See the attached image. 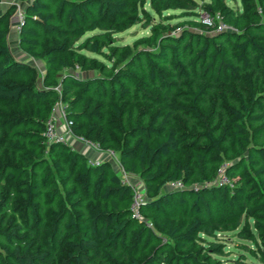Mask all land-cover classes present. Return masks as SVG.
<instances>
[{
	"label": "trees",
	"instance_id": "1",
	"mask_svg": "<svg viewBox=\"0 0 264 264\" xmlns=\"http://www.w3.org/2000/svg\"><path fill=\"white\" fill-rule=\"evenodd\" d=\"M169 1L28 2L19 47L43 75L11 51L17 8L0 15V264H224L223 244L202 237L218 234L254 254L252 243L264 261V0L242 9L183 0L236 32L170 38L131 56L114 47L124 31L152 25L148 4L161 12ZM107 55L123 66L93 57ZM58 103L75 136L118 153L143 184L142 219L133 186L108 161L46 143Z\"/></svg>",
	"mask_w": 264,
	"mask_h": 264
},
{
	"label": "rangeland",
	"instance_id": "2",
	"mask_svg": "<svg viewBox=\"0 0 264 264\" xmlns=\"http://www.w3.org/2000/svg\"><path fill=\"white\" fill-rule=\"evenodd\" d=\"M19 3L22 8H25L29 0H11V3L9 7H15L13 5L14 3ZM202 5L203 3H200ZM0 5H2V2L0 0ZM228 5L230 7L236 8L239 6L242 9L241 0L236 1H228ZM164 10L161 12H158L151 8L150 4H148L145 9L146 13L150 16V22L152 25L150 27H144V22L142 24H139L137 26H134L123 33L119 34L117 36V42L114 44V47L117 49V47H129L130 52H128L129 56L132 54H135L137 51L144 50L146 52H155L158 51L159 45L165 42L166 40L170 38H182L183 36L187 35H193L196 38V42H200L201 39L205 41H209L211 39H214L218 36L223 35H230L231 33H235L236 31L225 29L222 30L219 29L221 26V21L219 18H216L215 14L208 13L206 11H203L202 9L198 10H191L188 9L187 5L184 3L183 0H170L168 4H165ZM9 8V9H10ZM8 9V10H9ZM7 10V11H8ZM6 11V12H7ZM199 21L200 26L199 27H192L187 24H185L186 21ZM206 20L210 21L209 23H206ZM14 24L16 25L14 27ZM17 16L15 15V18L11 20L10 24V36H9V44L11 46V51L16 59L24 60V58H27L20 47L17 45L18 37H17ZM153 25L159 26L162 25V28H160L158 31H153ZM243 32V31H242ZM249 37L253 35L249 33ZM143 38H151L153 41L157 44L155 47H147L145 43H142ZM110 55V53H107ZM109 55L106 57L102 56H93L100 61L104 62L107 66H111L114 71H116L119 67L123 66L121 65V62H114L112 63L109 61L108 58ZM128 56V58H130ZM132 59V58H131ZM130 59V60H131ZM29 61V60H28ZM27 61V62H28ZM35 68H37L38 72L43 75L44 74V65L42 62L34 61L33 63ZM163 70H165L163 68ZM164 72V71H163ZM68 73V71H67ZM71 74L81 77H100L101 74L98 71H86L81 72L79 70L77 71H71ZM61 78V76H60ZM39 85L41 86V80L39 81ZM60 90V88H58ZM55 118L57 119L58 127L63 132H67V118L64 110V106L61 103H58L56 105L55 109ZM67 145L71 148L75 149L76 151H79L83 153L91 162L95 161H108L111 166L115 169V171L121 175V177L124 179V172L122 170L120 160H119V154L115 153L111 150H103L100 148L97 149L94 145H91L86 140L81 139L77 136H75L72 132L68 135V141ZM224 176L221 175L219 178V182L223 183ZM126 180V179H124ZM128 181L132 183L135 186H138L141 184L140 180L137 177L128 176ZM253 226V223L251 224ZM203 238H205L208 242H219L222 243L225 249V254L223 257H220L224 264H264V261L262 259L263 253L260 250H257L256 247L252 243H247L248 246H251V248L255 249V253L251 254L246 252L241 246V242L233 237H227L223 236L221 234H218L216 237H207L205 235H202ZM205 244L201 243V246H204ZM205 255V254H204ZM238 260V262H237Z\"/></svg>",
	"mask_w": 264,
	"mask_h": 264
},
{
	"label": "built area",
	"instance_id": "3",
	"mask_svg": "<svg viewBox=\"0 0 264 264\" xmlns=\"http://www.w3.org/2000/svg\"><path fill=\"white\" fill-rule=\"evenodd\" d=\"M13 5H15V7L17 8V12H16L17 23H18L17 30L19 31L20 26H21L22 22L24 21L25 13H24V9L20 6L19 3L16 2ZM216 18H219L221 23H222L219 29L222 30L223 28H225V29L233 30L232 28L228 27L227 25H225L223 23L222 18L219 14L216 16ZM207 22L209 23L210 21L206 20V23ZM54 112H55V110H54ZM54 115H55V113H54ZM71 132H72L71 131V123H69L67 121V132L63 133L58 127L57 119L55 118V116H53V118L47 124L46 132H45L46 143L48 145H50L51 143L67 144L68 135L71 134ZM90 144L94 145L97 149L100 150V148L97 145L92 144V143H90ZM99 162H100V160L95 161V162L90 161L91 164H98ZM220 173L223 174V170H221ZM124 177H125L124 179H126L125 181L128 182L129 184H131L134 188V202L132 205L133 217L136 219H142V215L140 213V208H141L143 201L145 200L144 186L141 183L139 185V188H138V186H135L128 181V175H126L125 173H124ZM222 181H223V183H225V182L228 183V181L225 177L223 178ZM171 187L172 188H182L183 185L181 182H177V183H172ZM149 226L151 227L152 225H149Z\"/></svg>",
	"mask_w": 264,
	"mask_h": 264
},
{
	"label": "crops",
	"instance_id": "4",
	"mask_svg": "<svg viewBox=\"0 0 264 264\" xmlns=\"http://www.w3.org/2000/svg\"><path fill=\"white\" fill-rule=\"evenodd\" d=\"M30 1H32V0H29V2ZM1 2H2V5H0V15H2V14H4V13H6V11L10 8L9 7V5H10V3H11V0H1ZM15 18V16L13 17V19ZM16 25L14 24V27H15ZM17 37H18V33H17ZM17 45L19 46V39H18V41H17ZM24 53V52H23ZM24 55L27 57V58H29V59H26V58H24V60L22 61V60H20V61H22V62H25V63H28V64H30V65H34L33 63H34V61H37V60H34V59H32V58H30L28 55H26L25 53H24ZM19 60V59H18ZM29 60V61H28ZM28 61V62H27ZM40 62V61H39ZM134 177V176H133Z\"/></svg>",
	"mask_w": 264,
	"mask_h": 264
}]
</instances>
